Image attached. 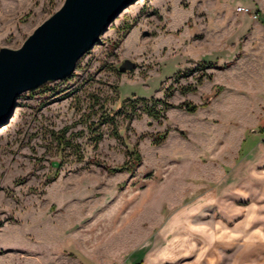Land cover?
<instances>
[{
    "label": "rangeland",
    "instance_id": "rangeland-1",
    "mask_svg": "<svg viewBox=\"0 0 264 264\" xmlns=\"http://www.w3.org/2000/svg\"><path fill=\"white\" fill-rule=\"evenodd\" d=\"M63 2L0 0V48H20ZM263 19L264 0H137L70 77L20 94L0 126V264L203 262L152 259L183 223L213 227V205L242 186L240 136L263 112ZM125 59L136 68L120 72ZM255 246L249 264L264 263Z\"/></svg>",
    "mask_w": 264,
    "mask_h": 264
},
{
    "label": "water",
    "instance_id": "water-1",
    "mask_svg": "<svg viewBox=\"0 0 264 264\" xmlns=\"http://www.w3.org/2000/svg\"><path fill=\"white\" fill-rule=\"evenodd\" d=\"M135 1L64 0L20 48H0V126L9 121L20 94L70 77L102 31ZM136 66L133 60L125 59L119 71Z\"/></svg>",
    "mask_w": 264,
    "mask_h": 264
},
{
    "label": "crops",
    "instance_id": "crops-1",
    "mask_svg": "<svg viewBox=\"0 0 264 264\" xmlns=\"http://www.w3.org/2000/svg\"><path fill=\"white\" fill-rule=\"evenodd\" d=\"M261 22L264 23V19ZM231 47L232 52L235 54L238 51L239 43L236 44L233 42ZM260 47L261 45H259ZM259 104H261L259 109L263 110V112L261 114L258 113L254 120L258 122L260 128L252 127L249 131L246 128V132H242L240 136L241 148L239 159L241 160V169L240 172L235 174L238 175L240 173L239 178L241 181H239L242 183L241 188L229 193V199L232 201L226 198V202L223 200L224 203L221 204L220 202V204L215 203L213 205V210L216 212L215 215L212 214V218H214L213 227L206 228L207 226L202 223L199 225L197 222L192 224V226L189 224V221L188 223H183L184 225L182 224V227L186 229L184 230L185 232L182 230L178 231V234L174 232L172 239L169 241L170 250H168L167 255L162 252L161 255H157V257L152 259L153 261L155 260L154 262L175 260L187 254H196L198 252L199 257L196 261H199L203 257V262L200 260L199 264H238V260H241V264H249L250 248L260 244L264 240V98H262ZM230 178L227 175L224 178L225 182H228ZM249 184H252L251 186L256 188L252 189ZM254 197H258L260 201L253 203L252 199ZM236 201L240 204L236 205ZM250 204L256 207H252L250 209L251 211L249 210L245 214V211L248 209L247 206ZM238 211L244 212V214L241 218V223L234 229L229 224H231L230 221L231 219L233 220L234 214L236 212L238 214ZM194 216L196 217L195 219L201 217L200 214L195 213ZM218 217H220V220H216ZM178 224L179 221H176L173 224L175 225L174 228ZM166 228L162 230V233L166 231ZM202 239L205 242V246L208 247H198ZM236 239H240L242 242L237 243L236 249L234 250L233 244ZM258 246H255V248H259ZM262 246L264 244H261L260 250L258 249L259 254L264 253V247ZM163 263L166 264L167 261ZM182 264L191 263L185 262ZM192 264L198 263L194 262Z\"/></svg>",
    "mask_w": 264,
    "mask_h": 264
},
{
    "label": "trees",
    "instance_id": "trees-1",
    "mask_svg": "<svg viewBox=\"0 0 264 264\" xmlns=\"http://www.w3.org/2000/svg\"><path fill=\"white\" fill-rule=\"evenodd\" d=\"M203 66H204L205 68H207V67H219V66L213 64L212 62H204V63H203ZM184 89H185V90H189L190 88H189V87H188V88L186 87V88H184ZM171 94H172V90L170 91L169 95H171ZM166 105H168V103H166ZM181 106H184L185 109H187V110H189V111H195V110L198 108V106H197L196 104L189 103V102H184ZM114 113H115V111L109 113V115H110L111 117H114ZM149 113H150V112H149ZM150 114H152V112H151ZM154 114H155V116H158V111H156L155 113H153V115H154ZM65 132H66V128L62 130L61 138H59L60 141L63 140V136H64V133H65ZM164 136H165V133H163V134L160 136V138H164ZM134 157H135L137 160L139 159V155H138V154H135ZM129 164H130V163H129ZM126 166H128V165L126 164ZM128 168H129V167H128Z\"/></svg>",
    "mask_w": 264,
    "mask_h": 264
},
{
    "label": "built area",
    "instance_id": "built-area-1",
    "mask_svg": "<svg viewBox=\"0 0 264 264\" xmlns=\"http://www.w3.org/2000/svg\"><path fill=\"white\" fill-rule=\"evenodd\" d=\"M237 9L241 13H251L252 17L255 19H257L259 16L257 12L251 11L248 7L239 6Z\"/></svg>",
    "mask_w": 264,
    "mask_h": 264
}]
</instances>
